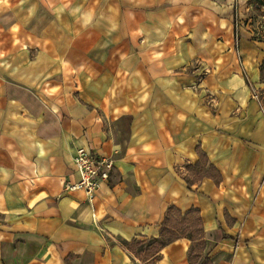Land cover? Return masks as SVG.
<instances>
[{
	"label": "crops",
	"instance_id": "obj_1",
	"mask_svg": "<svg viewBox=\"0 0 264 264\" xmlns=\"http://www.w3.org/2000/svg\"><path fill=\"white\" fill-rule=\"evenodd\" d=\"M262 7L0 0V264H264Z\"/></svg>",
	"mask_w": 264,
	"mask_h": 264
},
{
	"label": "built area",
	"instance_id": "obj_2",
	"mask_svg": "<svg viewBox=\"0 0 264 264\" xmlns=\"http://www.w3.org/2000/svg\"><path fill=\"white\" fill-rule=\"evenodd\" d=\"M257 30L264 38V7L261 8L257 22ZM75 170L80 173L81 180L74 185H67L68 191H82L91 203L101 189V184L110 179L113 164L110 161L100 159L95 151L80 149L73 161ZM95 219V214L92 215Z\"/></svg>",
	"mask_w": 264,
	"mask_h": 264
},
{
	"label": "trees",
	"instance_id": "obj_3",
	"mask_svg": "<svg viewBox=\"0 0 264 264\" xmlns=\"http://www.w3.org/2000/svg\"><path fill=\"white\" fill-rule=\"evenodd\" d=\"M186 215L184 219L187 221ZM184 222V221H183ZM170 222V215L168 214L165 223L163 232L168 234V239L164 242H161L160 244L163 245L167 241H170L172 239L177 238V235L171 234L169 229L166 227ZM186 224H189V226L186 228V232L190 231V238L192 240V246L190 248L189 252V260L192 264H198L201 259H203L202 264H211L210 260L207 257H204V247H205V241H204V233L202 226L198 223V219L195 218L193 221L185 222ZM185 226V225H184ZM176 230H180V227L176 225L175 227H172Z\"/></svg>",
	"mask_w": 264,
	"mask_h": 264
},
{
	"label": "rangeland",
	"instance_id": "obj_4",
	"mask_svg": "<svg viewBox=\"0 0 264 264\" xmlns=\"http://www.w3.org/2000/svg\"><path fill=\"white\" fill-rule=\"evenodd\" d=\"M203 262L201 261V264H202ZM200 264V263H199Z\"/></svg>",
	"mask_w": 264,
	"mask_h": 264
}]
</instances>
